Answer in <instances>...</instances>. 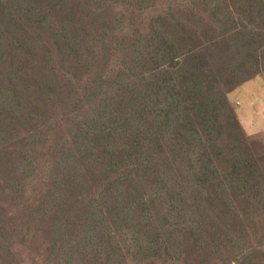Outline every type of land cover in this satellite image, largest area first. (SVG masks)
<instances>
[{"label": "trees", "instance_id": "trees-1", "mask_svg": "<svg viewBox=\"0 0 264 264\" xmlns=\"http://www.w3.org/2000/svg\"><path fill=\"white\" fill-rule=\"evenodd\" d=\"M77 1L81 4L71 17L67 10L65 15L59 14L64 2L0 0V35L8 41L0 40V149L12 140L14 148L31 154L25 157L23 153L21 159L34 171L33 180L45 187L39 200L48 199L36 208L29 206L24 194L14 199L9 193L16 178L26 188L31 173L11 160V154L4 155L8 164L0 166V177L12 181L0 190V241L7 236H21L25 241L35 228L60 236L73 225L71 217L79 215V243L91 240L90 245L99 239L107 248L115 230L132 233L130 243L140 230L158 235L166 220L179 219L183 205L198 215L203 231L208 225L206 206L228 226L234 223L235 205L251 198L263 205L264 182L251 184L249 138L226 100L232 85L250 78L242 79L244 72L236 66L234 48L242 51L259 41L230 34L237 31L231 30L238 25L233 16L238 14L242 23L251 20L237 9L233 14L229 0H198L193 18L202 25L179 35L183 21H178L182 6H173L177 0H162L166 4L163 15L150 22L147 14L150 8H158L157 0ZM237 1L245 11L247 6L254 7V0ZM220 7L226 8L229 23L223 36L215 22ZM209 11L214 18L205 20ZM89 12H95L97 18L87 19L78 34L74 16ZM52 14L60 17V23ZM117 25L136 35L140 54H132L126 61L123 56L114 66L108 60L102 70L89 69L83 61L98 45L92 41L88 53L83 52L78 50V38L83 34L107 38L120 27ZM6 31L12 36L6 37ZM146 42L158 46L150 49ZM128 45L122 38V53ZM147 67L152 68L151 76L149 73L144 79L150 86L133 82L132 77L141 78ZM92 71L100 72V80L83 79L84 73ZM109 71L119 72L110 77L115 81L106 77ZM100 81L104 84L97 86ZM71 121H78V132L70 140H56L52 125L61 130V124ZM20 132L26 136L21 137ZM31 138L33 143H23ZM50 166L56 169L54 173L48 171ZM74 187H79V197L71 190ZM36 192L33 187V197ZM56 195L60 210L51 214L44 206ZM5 201L10 205L3 212ZM102 222L108 224L107 232L98 231ZM12 242L0 244V258H16ZM67 246L56 242L49 251L58 255ZM39 255L37 259L44 256L40 251ZM79 259H111V253L104 256L95 250L79 253Z\"/></svg>", "mask_w": 264, "mask_h": 264}, {"label": "rangeland", "instance_id": "rangeland-1", "mask_svg": "<svg viewBox=\"0 0 264 264\" xmlns=\"http://www.w3.org/2000/svg\"><path fill=\"white\" fill-rule=\"evenodd\" d=\"M23 1L29 2V0ZM51 1L54 3L64 2V5L59 10V14L65 15L67 10V14L71 17L77 12L81 4L77 0ZM196 1L198 0H177L173 4L175 9L178 6H182L180 13L178 12V21H183L178 28L179 35H186L185 33L189 30H197V25L201 24L199 20L194 21L193 18V13L196 10ZM246 1L243 0V2ZM157 2L158 8H150V12L147 14V20L149 22L153 19H158L159 15H163L164 13L166 4L162 0H157ZM228 4V8L233 10V14L236 12L235 9H237L240 14L244 13L247 19L251 20V23H242L241 17L235 13L233 18L238 21V25L236 27L232 25L231 30L237 31H230V34L250 36L259 40L255 41L256 44L249 47V49L241 51L238 47L234 48L233 56L237 61L236 66H241L242 72H244L241 75L242 79L248 76L250 78L243 80L242 83L234 87L232 85L229 93L226 94V100L244 134L249 138L247 147H249L251 157H248L247 160H251L249 165L253 176L251 184H262L264 182V0H254V7L247 6L246 11L245 7H242L241 3L237 0H229ZM34 8L39 9L38 6ZM175 9L171 10L169 15ZM210 13L211 11L207 12L205 20L214 18ZM216 13L219 14L215 21L217 32L223 36L226 28L229 27L228 18L225 17L226 8L220 7ZM52 17L56 19L57 15L52 14ZM74 18L78 20L77 33L79 34L84 29L86 20L97 18V16H95V12H89L84 15L74 16ZM184 20H188L189 22ZM56 23H60L59 16ZM13 26L16 27L17 24ZM117 26L120 27L117 30L114 28L113 33H109L107 38H101L99 35L91 38L92 35L86 37L84 34L83 38H78V50L80 49L83 52L88 53L92 41H95L98 45L96 52L90 54L83 61L89 69L102 70L107 66L105 63L108 60L113 61L114 66L115 62L117 60L120 62L123 56L125 58L124 61H126L130 55L134 54L137 56L140 54L136 50L139 48L136 45V40L138 39H136V35L132 33V30L123 25ZM190 26L191 28L185 29V27ZM8 31H6L7 33L4 32L5 36L11 37L12 34L8 33ZM251 32L255 33L253 34ZM144 33L147 34L148 29H145ZM41 34L44 35V31ZM69 35L72 38L76 37L72 34ZM122 38L129 44L123 50V53L119 46ZM198 38L202 40V38ZM0 40L5 43L8 42L5 41L2 35H0ZM150 42H146L145 46L147 47ZM227 44L230 45V40ZM72 45H74L73 41ZM156 46L158 45L155 43L150 44V49ZM5 48L4 46L3 49ZM228 48L230 50L229 46ZM133 59L136 58L133 57ZM120 67L122 68L123 64ZM146 69L141 78L139 76H133L132 81L136 82V84L142 82L145 86H150L149 82L144 78L150 73L152 68L147 67ZM126 70L128 72L130 71L128 68ZM118 73L109 71L106 73V77L110 79L109 81H115V78L111 79L110 77H116ZM131 73L135 74L133 72ZM88 78H97L100 80V72L92 71L90 73H84L83 79ZM104 81H100L97 86L104 84ZM73 82L78 84L77 79L73 78ZM70 111L76 113L78 110ZM52 128L54 131L51 134L57 135L56 140L61 137L70 140V137L78 132V121H71L66 125L61 124V130L54 125H52ZM20 135L21 137L26 136L23 132H20ZM23 143H33L32 138L27 139ZM37 152H40V149ZM23 153L26 154L25 149L22 150L20 147L14 148L12 140L5 142V146L0 149V166L8 164L3 159V156L11 154L13 156L11 160L14 159L22 163L25 165L23 167L24 170L31 173L27 180L26 188L22 187L21 182L16 178V182L12 186L9 194L14 195V199L24 194L29 199L28 204L31 208H36L38 204L43 206L48 199L43 201L39 199L44 197L43 192H45V187L41 185L40 180H33L35 179L32 176L34 171L32 172L27 166V163H24L21 159V154ZM30 155L26 154L25 157ZM26 161L28 162V160ZM34 168L36 171L37 165ZM20 170L23 172L22 168ZM38 170L39 172L42 171L41 168H38ZM48 171L54 173L56 169L50 166ZM44 173L47 174V170H44ZM37 177L38 174L36 175ZM76 177L78 180V173ZM45 178L44 176L42 180L44 181ZM11 181L12 178L9 179L7 176L0 177V190L7 188ZM76 183L78 185V182ZM33 187H36L37 190L34 197L32 195ZM71 190L79 197V187H74ZM8 200L9 203L13 201L11 197ZM191 202L192 200L187 204ZM60 203L56 195L50 203L44 206V210L50 208L51 214H55L60 210ZM2 204L4 206L3 212L7 208L9 209L10 204L8 202L5 201ZM235 206L236 214L234 223H230L228 226L221 220L220 223L210 207L206 206L205 217L208 225L203 231L197 223L198 215L190 207L183 205L180 207L182 212L179 214V219L166 220L162 227V232L159 231L158 235L154 231L150 232L147 229L140 230L135 232V238L130 243V240L133 238L132 233H129L127 229L123 231L115 230L111 244L107 248L105 245L103 246L99 239H96L90 245L91 240H84L79 243V215L78 217L72 216L71 222H73V225H71L66 233L60 236H55L51 230H44L42 228L38 230V228H35L25 241L22 240L21 236H17L18 239L8 236L4 240L1 239L0 244L7 240H13L12 252L16 258H0V264H264V204L262 205L261 201H256L251 198L250 201L243 202L241 206ZM85 228L84 226L81 229ZM100 230L101 233L107 232L108 224L102 222L98 231L100 232ZM90 235L93 236V233ZM56 242L57 245L63 243L69 246L63 248L56 255L49 251ZM2 248L0 245V251ZM46 249L48 251H44ZM129 249H131L130 252ZM95 250H99L104 256H106L107 252L111 253V259H79V253H84L85 255ZM39 251L44 255L41 259H37L40 257ZM68 251L70 252L69 256H64Z\"/></svg>", "mask_w": 264, "mask_h": 264}]
</instances>
